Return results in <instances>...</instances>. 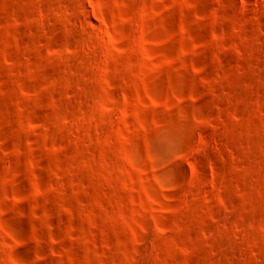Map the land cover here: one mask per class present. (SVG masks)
Wrapping results in <instances>:
<instances>
[{
    "label": "rangeland",
    "instance_id": "374dc122",
    "mask_svg": "<svg viewBox=\"0 0 264 264\" xmlns=\"http://www.w3.org/2000/svg\"><path fill=\"white\" fill-rule=\"evenodd\" d=\"M0 264H264V0H0Z\"/></svg>",
    "mask_w": 264,
    "mask_h": 264
}]
</instances>
